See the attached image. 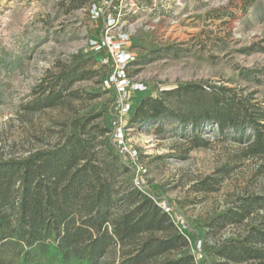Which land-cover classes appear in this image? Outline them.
<instances>
[{
	"label": "rangeland",
	"instance_id": "rangeland-1",
	"mask_svg": "<svg viewBox=\"0 0 264 264\" xmlns=\"http://www.w3.org/2000/svg\"><path fill=\"white\" fill-rule=\"evenodd\" d=\"M92 1L0 0V160L51 149L87 119L105 131L101 140L130 170L133 185L138 175L144 193L173 208L192 245L203 242L207 264H236L218 252L252 228L264 232V209L242 224L209 225L241 200L264 195L263 160L246 156L236 134L221 135L215 125L193 130L169 117L144 125L131 119L143 99L185 84L225 86L237 94L259 90L256 97L262 96L240 72H264V0H161L156 11L133 20L129 49L136 61L128 69L127 115L117 106L116 87L104 83L114 71L112 62L101 63L107 52L89 46L101 28L88 13ZM64 71L85 79L61 90L55 82ZM59 92L54 106L34 105ZM117 125L137 160L118 148ZM195 136L208 146L193 148Z\"/></svg>",
	"mask_w": 264,
	"mask_h": 264
},
{
	"label": "trees",
	"instance_id": "trees-1",
	"mask_svg": "<svg viewBox=\"0 0 264 264\" xmlns=\"http://www.w3.org/2000/svg\"><path fill=\"white\" fill-rule=\"evenodd\" d=\"M240 74L263 95L185 84L143 99L131 124L169 117L193 130L206 124L221 135L231 130L233 139L246 145V156L263 160L264 173V72ZM81 79L84 74L64 71L55 83L65 91ZM50 93L34 105L54 106L61 92ZM72 127L51 149L0 160V264H197L190 237L133 185L130 170L101 140L105 131L91 128L87 119ZM192 144L208 146L199 136ZM263 209L264 195L252 196L209 227L242 224ZM218 253L227 263L264 264V232L252 228Z\"/></svg>",
	"mask_w": 264,
	"mask_h": 264
},
{
	"label": "built area",
	"instance_id": "built-area-1",
	"mask_svg": "<svg viewBox=\"0 0 264 264\" xmlns=\"http://www.w3.org/2000/svg\"><path fill=\"white\" fill-rule=\"evenodd\" d=\"M161 0H93L88 13L96 24L101 27L100 35L92 37L89 40V46L92 50L98 52H107V56L101 60L102 65L106 66L112 62L114 71L107 76L106 85H114L119 95L117 106L124 115H127L131 109L130 90L132 89L128 69L135 63L136 56L129 49L131 38L135 32L133 20L142 16H148L156 11ZM123 125H117L115 128V141L118 148H123L125 153L132 160H137V152L129 151L124 144ZM122 153V152H121ZM135 187L142 190L141 183L138 181V175L135 177ZM157 205L170 216L172 222L181 230L184 227L178 226L173 218L174 210L166 202H157ZM203 242L199 241L194 245L193 254L197 264H207Z\"/></svg>",
	"mask_w": 264,
	"mask_h": 264
}]
</instances>
